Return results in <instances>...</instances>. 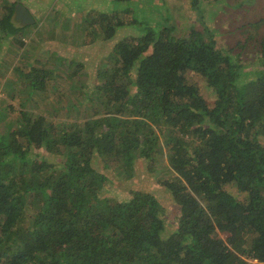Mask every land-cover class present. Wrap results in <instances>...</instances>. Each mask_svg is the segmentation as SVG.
<instances>
[{
	"label": "trees",
	"instance_id": "16d2710c",
	"mask_svg": "<svg viewBox=\"0 0 264 264\" xmlns=\"http://www.w3.org/2000/svg\"><path fill=\"white\" fill-rule=\"evenodd\" d=\"M134 1L84 18L92 39H119L96 82L62 103L79 116L53 121L27 105L0 136V264H264V23L236 24L231 0H187L201 15L177 33L171 14L136 18ZM216 5L224 18L203 15ZM20 16L0 8V42L25 53ZM31 59L8 62L14 79L60 102L69 69ZM160 161L171 230L159 194H104Z\"/></svg>",
	"mask_w": 264,
	"mask_h": 264
},
{
	"label": "rangeland",
	"instance_id": "374dc122",
	"mask_svg": "<svg viewBox=\"0 0 264 264\" xmlns=\"http://www.w3.org/2000/svg\"><path fill=\"white\" fill-rule=\"evenodd\" d=\"M86 1L88 0H0V8L4 5L9 7L15 4L16 9L21 14L19 18L22 20L20 19L19 22L25 26L23 50L26 51L25 53L22 50L17 51L13 47L14 44H10L6 39H4V42L2 40L0 42V45L5 47L4 52L0 54V112L5 113L4 119H0V136H3L6 130L12 128L17 112L26 109L27 105H30L31 109L29 111L31 113L41 115L42 112L53 121L60 119L68 123L72 122L75 116H79V112L63 107L62 103L66 99L73 98L71 88L80 85L91 86L96 82V74L105 65V58L110 54L114 39H119L116 36L105 41L93 35L94 40L92 36L87 34V23L78 24L84 14L83 7L88 10L93 4ZM97 2L99 3L95 6L96 11L106 12L105 0ZM228 2L231 4L227 6L229 19H234L235 16L238 17L236 24L256 22L257 20H262L264 23V0H250V2L231 0V2ZM136 4L140 5L134 11V15L136 12V18L142 16V22L150 23V17L156 16L157 12H159V15L163 13L165 16L171 14L170 21L178 27L176 29L177 33L180 32L179 26L183 20L195 22L196 19L198 20V16L201 15L189 8L187 0H136L129 6L136 7ZM239 5L247 6V9L242 13H238L240 12ZM121 6L123 7L122 4L119 5V7ZM152 8L162 9L154 11ZM203 8L205 10L203 15L207 18L215 16L219 19L225 17L221 12L222 7L220 5L204 6ZM230 8H236L234 11L236 13ZM92 14H95V12L89 13V15ZM81 27L82 30H80ZM127 33L133 34L135 32L128 29ZM125 35L127 34H122V36ZM33 55L56 59V61L63 63L65 68L69 69L68 71L64 68L60 69L62 78L58 79L56 84V92L59 90L63 93L60 96L61 101L56 102L60 106L55 103L54 89L53 92L49 90L48 94L31 93L27 87L23 86L22 81L14 79L15 73L13 74L11 68H8V62L11 65L18 64L25 67V64L32 60ZM72 67L77 72L73 77L68 78L72 72ZM10 106L12 109H10ZM141 164L136 165L131 179L126 181L115 179L113 184L106 185L104 194L124 199L128 192L126 190L129 188L159 194L158 196L164 203L166 218L170 223L169 230H171L174 227L173 221L177 212L163 189L157 186V181L159 182L166 173V167L160 161L159 168L157 167L156 171L149 172L144 170L145 165H143V169H139ZM95 167L99 170L101 166L95 163ZM215 224L218 226L216 220ZM219 235L225 238L222 233ZM237 256H239L238 253Z\"/></svg>",
	"mask_w": 264,
	"mask_h": 264
},
{
	"label": "crops",
	"instance_id": "0c3cea01",
	"mask_svg": "<svg viewBox=\"0 0 264 264\" xmlns=\"http://www.w3.org/2000/svg\"><path fill=\"white\" fill-rule=\"evenodd\" d=\"M95 1H96V2H95ZM95 1H94V0H93V1L91 0V2H90V0L86 1L87 3H93V4H92V6L90 7V9H88V10H86V7H85V8L83 7V11H84V14H85V15L83 14V15L81 16L82 18L80 19V22H78V24H83V22H84V18L86 17V14H89V13L91 14L92 11H93V12H96L95 6H97L96 4L99 3V2H97V1H99V0H95ZM105 2H106V5H107L108 0H105ZM94 3H95V4H94ZM106 5H105V6H106ZM79 8L81 9V7H79ZM84 9H85V10H84ZM81 10H82V9H81ZM84 23H85V22H84Z\"/></svg>",
	"mask_w": 264,
	"mask_h": 264
}]
</instances>
